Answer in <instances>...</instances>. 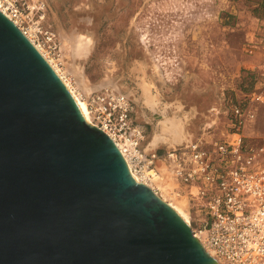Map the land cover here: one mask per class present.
<instances>
[{"label":"water","instance_id":"1","mask_svg":"<svg viewBox=\"0 0 264 264\" xmlns=\"http://www.w3.org/2000/svg\"><path fill=\"white\" fill-rule=\"evenodd\" d=\"M0 264H219L1 10Z\"/></svg>","mask_w":264,"mask_h":264},{"label":"rangeland","instance_id":"2","mask_svg":"<svg viewBox=\"0 0 264 264\" xmlns=\"http://www.w3.org/2000/svg\"><path fill=\"white\" fill-rule=\"evenodd\" d=\"M18 2L19 27L75 94L85 103L99 91L125 94L145 143L158 152L187 138L220 137L229 98L253 89L262 98L244 138L264 144V0ZM39 28L54 34L55 49ZM153 181L162 199L188 213L185 193L175 194L169 179Z\"/></svg>","mask_w":264,"mask_h":264},{"label":"built area","instance_id":"3","mask_svg":"<svg viewBox=\"0 0 264 264\" xmlns=\"http://www.w3.org/2000/svg\"><path fill=\"white\" fill-rule=\"evenodd\" d=\"M5 1L0 2V10L19 24L18 0ZM39 31L55 49L54 34ZM261 98L256 89L229 98L226 129L220 137L192 138L161 153L148 148L125 94L105 90L89 95L86 119L122 146L119 149L135 177L152 182L169 179L175 194L187 195L186 209L195 221L189 220L191 230L219 264H264V144L247 143L244 138ZM153 187L161 191L154 183Z\"/></svg>","mask_w":264,"mask_h":264},{"label":"bare ground","instance_id":"4","mask_svg":"<svg viewBox=\"0 0 264 264\" xmlns=\"http://www.w3.org/2000/svg\"><path fill=\"white\" fill-rule=\"evenodd\" d=\"M1 9V8H0ZM2 10V9H1ZM13 20V19H12ZM13 22L19 27V24L17 23V21H15V20H13ZM20 28V27H19ZM21 29V31L22 32H24V34L34 43V45L37 47V49L41 52V54L45 57V59L48 61V63L50 64V66L53 68V70L59 75V77L63 80V82L65 83V85L67 86V88L70 90V92L73 94V96L76 98V100H77V102H78V104H79V106H80V108H81V110H82V112L85 114V116L87 117V118H89L88 117V114H89V111H88V106H87V104L83 101V100H81L80 98H79V96L77 95V94H75V92H74V90L71 88V86L69 85V83L64 79V77L62 76V74L58 71V69H57V67H56V65H54L53 64V62L51 61V59L49 58V57H47L46 55H45V53H43L41 50V48H39V46L37 45V44H35V42L33 41V39L31 38V36L29 37V35L26 33V31H24L22 28H20ZM169 122V121H168ZM177 123V122H176ZM168 123L167 122H164V125L165 126H163V128H164V130L166 129V127L168 128L169 127V125H167ZM174 127V126H173ZM177 128H178V126H177ZM159 137V136H158ZM163 137V136H162ZM160 138V137H159ZM159 138H157V139H159ZM119 145V144H118ZM119 147L120 148H122V146L121 145H119ZM136 178H137V180L138 181H140V182H143L144 184H146L148 187H150L156 194H158L159 195V193L157 192V191H155V189H154V187L153 186H151L150 185V183L149 182H151V181H149V180H145L146 178H142V177H139V176H137L136 175ZM144 179V180H143ZM162 182H161V186H163L164 185V182L165 181H163V180H161ZM160 196V195H159ZM170 198V197H169ZM164 200V199H163ZM165 202H167V204L171 207V208H173L182 218H184V219H186V220H189V216H188V213L187 212H185V210L183 209V206H181V204L179 205V204H177L176 202L174 203V202H170L169 201V199H167V200H164ZM171 201H173V200H171Z\"/></svg>","mask_w":264,"mask_h":264}]
</instances>
